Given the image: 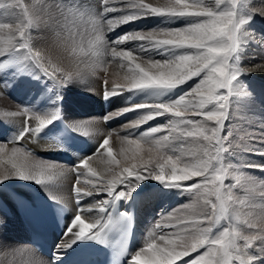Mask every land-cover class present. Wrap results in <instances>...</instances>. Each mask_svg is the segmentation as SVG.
Listing matches in <instances>:
<instances>
[{"label": "snow or ice", "instance_id": "1", "mask_svg": "<svg viewBox=\"0 0 264 264\" xmlns=\"http://www.w3.org/2000/svg\"><path fill=\"white\" fill-rule=\"evenodd\" d=\"M224 2L121 0L117 4L115 0H96L88 21L92 30L90 50L93 60L91 63L76 61L75 71L46 64L45 56L53 51L73 56L74 50H69L68 44L74 33L66 24L79 11L76 0H54L52 5H44L41 0L38 6H24L27 24L17 27L12 36L14 43L0 47V56L26 49L28 54L24 59L32 62L30 75L33 80H42L48 86L47 91L55 93L58 99L61 98L60 89L74 80L83 79L85 73L95 74L98 65L105 73V100L125 92L145 98L140 103L118 110L119 114L137 112L138 119L130 121L128 126L140 129L150 121L166 118L162 123L119 137L121 146L118 155H114L109 146L111 132L99 142L95 154L106 155L107 163L115 166L107 170L110 178L89 165L92 156L82 157L77 165L72 166V171L76 173L73 192L77 209L64 233L65 238L74 237L70 243L63 245L66 249L78 241L100 245L108 243L109 233L118 223L113 222V210L118 202H127L141 183L152 180L191 197V205L178 206L189 207L191 212L186 215H174L177 209L162 212L155 222V230H150L151 238L131 256L129 264H178L181 261L182 264H233L234 261L254 264L257 257L250 250L260 247L264 251V212L259 215L246 213L247 218L243 221L237 215L233 222L234 206L239 201L234 189L254 193L257 182L251 179V173L232 170L225 154H233L236 145L230 137L236 133L231 130V125H227V132L224 131L235 102L233 98L240 96L239 89L247 87L241 80L245 75V66L241 63L245 58V49L252 42L264 45V35L257 40L248 27L255 15L242 13L237 0H227L230 7L221 8ZM45 9H55L64 22L55 15L51 16V44L45 49H34L29 45L31 34L26 29L44 22L41 14ZM113 13L118 15H109ZM259 14L264 16V10ZM150 18H163L164 24L147 29L132 28L114 37L108 35L124 25ZM180 19L185 21L182 25L171 26L173 21ZM3 27L8 28L9 25L4 24ZM113 63L122 71L117 74L119 79L113 81L109 88L107 66ZM253 67L260 68L259 65ZM3 68L4 64H0V70ZM21 74L19 70L11 73L13 79ZM8 87L9 82H5L0 87V95H6L4 89ZM244 97L250 99L252 93L245 91ZM8 115L31 116L37 122V127L32 128L25 119L17 139L31 133L39 136L50 124L61 119L58 107L48 114L22 106L20 112ZM112 115L105 114L102 119L107 122ZM202 121L211 122V125ZM68 127L83 136H90L93 131L89 122H72ZM239 135L241 138L249 136L247 147L239 145L242 151L264 156V132L259 136ZM187 141L206 142L204 156L207 159L195 153L187 158L183 153L178 154L177 146ZM211 150H214V155ZM4 151L0 148V152ZM11 154L13 158L19 156L21 159L19 162L13 160L11 171L0 175V184L15 179L46 186L52 180L55 167L52 162L42 163V158L32 160L30 157L34 154L24 148L12 147ZM240 167L264 171V164L244 163ZM80 169L87 171L81 173ZM229 176L234 178V184L225 183ZM81 181L83 187L80 186ZM190 181L192 183H188ZM101 193H106L110 199L96 201V208L107 219L101 217L85 222L83 213L85 210L92 211V206L85 209L81 201ZM260 195L264 196V190ZM255 206L254 202L249 205L250 208ZM119 216L127 218L126 213ZM169 218L174 222H170ZM225 221L227 226L222 223ZM245 228L253 231H245ZM257 240L261 241L259 245ZM201 249H205L202 254ZM194 253L197 255L193 256ZM58 259L59 252L51 261L39 264H56Z\"/></svg>", "mask_w": 264, "mask_h": 264}, {"label": "bare ground", "instance_id": "2", "mask_svg": "<svg viewBox=\"0 0 264 264\" xmlns=\"http://www.w3.org/2000/svg\"><path fill=\"white\" fill-rule=\"evenodd\" d=\"M115 2L119 4L121 0H115ZM151 2L160 3L161 0H151ZM210 2L214 4V0H210ZM20 3L23 9L25 5L38 6L41 4V2L37 0H20ZM42 3L44 5H52L54 3V0H46ZM76 3H78V5L80 6L78 11L80 18H82V21L90 29L92 34L91 26L88 21L89 14L92 12L96 4V0H76ZM237 3L238 8L242 13H251L255 15V19L248 27L252 32L255 33L257 40H259L260 36L264 35V16L259 14L261 10H264V0H237ZM227 7H230V4L227 2V0H225V2L221 4V8ZM23 12V10L22 12L13 10L11 11V14L7 15L5 17L6 19L2 21L0 32V47H7L9 42L14 43L15 41L12 40V36L17 27L27 24L24 22L25 20L21 15L24 14ZM53 15H55L57 19L61 20V22H64L63 18L59 16L55 9H45L41 14V18L44 22L38 23L30 29H26L31 34V39L29 41L30 47H33L34 49H45L49 47L53 35L52 22L50 17ZM109 15H118V13ZM184 22L185 21L183 19L176 20L171 23V26H180ZM4 24H8L9 27L4 28ZM163 24V18H150L147 20L138 21L135 24L124 25L122 28L116 29V31H119V33H121L132 28L147 29ZM66 26L71 30V32L74 33V36L68 44L69 50H74L73 56H69L67 52L57 53L53 51L50 54H46L45 63H51L52 66L59 65L66 71H75L76 61L84 60L91 63L93 57L91 55L90 45L86 46V44H84L83 42L84 38L82 36L84 35L80 27L76 26L75 23L72 22L71 24H68L67 22ZM115 32L108 33V35L112 36ZM16 39H19L18 33H16ZM125 46L127 47L131 45ZM27 54L28 53L26 49H21L19 52H6L3 56H0V64H4V68L0 70V76L3 78L4 82L2 80L1 81L3 83L9 82V84L11 85L9 92H7L6 95H0V148L5 149L4 152H0V175H2L5 171H11V163L13 162V160L19 162L21 159V157L19 156L15 158L12 157V147L24 148L26 150L28 148H34L36 150L46 152H60L61 150L60 148H57L55 143L52 141V136L55 132L52 124L44 129V131L42 132V136H37L36 133H31L23 139H17V133L23 127L25 119L28 120L32 128L37 127V122L32 119L31 116L25 117L24 115H8V113L20 112L22 110V106H24L23 104H25L28 99L34 100L36 104L42 108L45 107V103H47L48 101L56 100V106L59 108V110L65 113L69 123L81 121L89 122L93 126V131L90 136H86L88 138V144L86 145V147L83 150H79L74 153V160L70 165L53 163L55 165L53 178L46 186L36 185L34 182H24L10 179L4 184H0V194L6 195L8 188H11L20 193H25L27 192L29 187L35 186L46 196L66 203L72 210V213L70 215L71 217L76 213L77 209L74 206V202L76 203V200L73 192V185L75 184L76 175H74L75 172L72 171V166L77 165L82 157L92 156V159L89 160V165L94 169L100 171L106 178H110V172H108L107 170L109 168H114L115 166L109 165L107 163L108 158L106 155L95 154L99 142H102V140L108 136V133L111 132L112 135L109 138V146L114 150V155H118V151L121 146L119 137L127 135L131 132H136L138 130L142 131L144 128H148L150 125L156 123H162L166 118H160L158 121H150L148 122V124L142 125L140 129L131 128L130 126H128L129 122L138 119L137 112L119 114V111H116V109L120 110L126 106L140 103L145 98L143 96H132V94L125 92L122 95L109 98L113 101V106L107 114L111 113L113 115L108 120L110 121V124L107 128L105 126V121L102 119L105 114L103 113L101 104V99L103 98L104 93L103 79L101 78V76L105 73L99 68L98 65L95 68V74L85 73L83 79L74 80L67 87L60 89L59 95L61 98L58 99L56 98L55 93H49L47 91L48 86L42 80H33L32 76L30 75V73L33 71L32 62L24 59ZM244 57L245 58L241 61V63L245 66V75L241 77V80L247 87L246 89H239L238 91L240 93V96L234 97L233 99H239V101H241V103L246 107L242 115L238 117V120L240 121L239 128L241 133H248L250 135L259 136L261 132H264V126H262L264 125V70H260V68H264V45L258 44L257 42L250 43L245 49ZM253 65H259L260 68L253 67ZM107 69L108 87L110 88L113 81L119 79V76L117 74L122 70L115 63L109 64L107 66ZM18 70L21 71L22 74L13 79L11 73ZM5 73H7V75H5ZM21 77H23L22 80ZM1 81L0 87H2ZM89 89L92 90L90 91ZM63 90L67 91L69 94L65 99L64 95L62 94ZM245 91H249L252 93V97L250 99L244 97ZM98 103L101 104V109H99L98 106H95ZM92 111H95L98 114V116H96V118H99L98 120L90 117L86 118V113L90 112L91 114ZM190 118L194 119V117ZM248 142L249 136L244 135L241 145L247 147ZM254 142L255 141H253V143ZM185 143L189 147H184L181 150L178 147L177 153H183L187 158L190 154H192L191 151L194 148V142L187 141ZM101 152H103V150H101ZM245 158L246 156H243V159ZM30 159L38 160L34 156H31ZM40 162L44 163V161L41 160ZM234 169H238L237 166H235ZM86 171V169H80L81 173H86ZM188 183H192V181ZM80 186H84L83 181H81ZM157 189L163 190V192H161V198L158 195ZM119 190L120 189L118 188L117 191ZM169 191H173V194L176 196L175 199H177L178 196L181 195L179 191L166 188L156 181L145 180L132 193V197L130 200H128L127 202L120 201L118 203L120 204L121 210L128 211L130 201L133 198L139 197L141 198V207L150 205V203L155 200L154 206L160 204L159 206L163 209L164 207H169L172 203L171 199L167 195L169 194ZM104 199H110L109 197H107L106 193H101L100 195H94L92 197H85L81 201L85 209H87L88 206H92V211L85 210L83 213L85 222H92V220L101 217L105 220L107 219V216L99 213L96 208V201ZM254 203L256 205V208H250L249 206H247V208L243 210V212L241 213L242 221L247 218L246 213L252 212L256 215H259L261 212H264L263 209H261V206L258 205L260 204L259 202ZM149 207L147 209L150 210H145V215L148 216V218L156 214V212L151 210V208ZM255 210L259 211L254 212ZM159 212L157 211L158 215H156L160 218V214L162 212ZM141 215L142 212L138 210L135 236L133 239L132 247L130 249L127 264H129L131 256L134 255L136 251L140 250L145 245L147 240L151 238L150 230H155L154 225L143 226L140 224L139 219ZM4 221H11V223L13 224L11 226L12 228L10 227L11 229H9L10 231L8 230V233H10L8 237L13 241H8L6 239L0 241V264H39V262L41 261H51L53 259L39 255L29 245L24 243V239H26L25 231L21 222L19 221V218H17L15 214L8 217L0 212V223ZM68 221L70 223L71 220L68 219ZM222 223L224 224V226H227L226 221ZM245 231L253 230L245 228ZM16 232L18 235L17 237L12 235ZM0 234L4 235L6 233H4V230H0ZM72 239H74V237L72 236L66 238L65 236L56 237L57 246H61H56L55 250L58 251L59 248L66 249L65 247H63V245L70 243ZM259 241L260 240L256 241L257 245L259 244ZM79 242L81 241H78L67 249L71 250L72 247L77 245ZM203 250L204 249H202V251ZM253 250L256 251H254L255 255L259 257L257 259L263 258L264 260V251H262L260 247H255ZM178 264H182V261L178 262ZM233 264H239V261H234Z\"/></svg>", "mask_w": 264, "mask_h": 264}, {"label": "rangeland", "instance_id": "3", "mask_svg": "<svg viewBox=\"0 0 264 264\" xmlns=\"http://www.w3.org/2000/svg\"><path fill=\"white\" fill-rule=\"evenodd\" d=\"M37 1H40L41 0H37ZM46 1V0H44ZM42 0V2H44ZM49 1V0H48ZM20 4V5H19ZM18 11V12H22L23 8L21 7V3H20V0H0V32H1V26H2V21L5 20L6 16L7 15H10L11 14V11ZM7 11V12H5ZM7 13V14H6ZM24 13V12H23ZM6 14V15H5ZM23 19L25 20L24 22L27 23V20L26 18H24V14H21ZM4 16V17H3ZM3 17V19H2ZM72 23H75L76 26H79L81 31L83 32V35L82 36L84 39H83V42L84 44H86V46H89L90 45V39L92 37V34H91V31L90 29L85 25V23L82 21V18H80L78 12L75 16L74 19H71L68 24H71ZM105 76L102 75L101 78L103 79ZM1 77V76H0ZM3 82V78L1 77L0 78ZM23 79V77H21V80ZM1 81V82H2ZM1 83V85H3L4 83ZM10 84H9V87L7 88L8 90L5 89L4 92H9V89H10ZM68 86V85H67ZM66 86V87H67ZM65 93L67 94V92L65 91ZM91 100V99H90ZM234 104L231 108V111H230V119L228 121H226V127H225V132L228 131V128H227V125H231V130L236 133L234 134L232 137H230V139L234 142V145H236V147H234V150H233V154L232 155H226V158H227V162H230L231 164V167H232V170L233 171H243V172H246V173H251V179L255 180L257 182V186H256V190L254 193H249V192H246L245 190L241 189V188H236L234 189V192L236 194L239 195V201L237 202V204L234 206L235 207V212L233 213V217H234V220L233 222L235 223V217L238 215L239 216V219L240 221H242V217H241V213L243 212L244 209L247 208V204H250L252 202H259L261 206V209H263L264 211V196H261L260 195V192L261 190H264V171H260L259 169H248V168H243V167H240L241 165H243L244 163H255V164H264V156H261V155H258V154H251V153H248V152H245V151H242L241 148L239 147V145H241L242 143V138L240 137V124H239V120H238V117L242 115V113L244 112V109H246L245 105H243L241 103V101L238 100H234ZM93 103V101H92ZM33 104H35V102H30L28 101L27 102V106L25 107H31ZM54 103H49L46 108H39L36 109L37 107H34L33 110L35 111H38L40 113H44V112H47L49 114V112H52V110L54 109ZM97 106V105H95ZM245 107V108H244ZM114 108V107H113ZM90 111V110H89ZM116 111H118L116 109ZM115 111V112H116ZM96 113H92L90 114V112H87L86 113V118L90 117V118H93L95 119ZM194 119H198V120H201L202 118L200 117H194ZM98 120V119H97ZM202 123H206V124H209L211 125V122H207V121H202ZM151 126V125H150ZM127 129V128H125ZM139 131V130H138ZM204 146H206V142L204 141H199V142H194V148L192 149L191 153H195L196 155L202 157V158H205L207 159V157L204 156ZM180 148L183 149L184 147L185 148H188L189 146L184 143L183 145H178L177 148ZM211 154L214 155L215 152L214 150H211ZM243 156H246L245 159H243ZM242 157V158H241ZM235 166H237L238 169H234ZM226 184H234L235 183V180L232 176H229L226 181H225ZM157 192H158V195L159 197L161 198V192H163L162 189H157ZM169 196V198L171 199V204L169 207H164L163 209L159 206L160 204L158 205H155V200L152 201V203L154 202L153 206L151 207V203H150V207L151 210H153L154 212H156V214L158 215L157 211L159 212H171L173 209H177V212L174 214V215H186V214H190L191 212V209L189 207H184V208H179L178 206L180 205H191L192 203V199L191 197H189L188 195H179L177 199L176 196L173 194V191H169V194H167ZM256 208V207H255ZM147 210H150V209H147ZM256 211H259V210H255L254 212ZM159 212V213H160ZM154 214L152 217H145L143 216V214L141 215L140 219H139V222L141 225L143 226H146V225H155V222L157 221V219H159V217H157V215ZM170 222H174L173 220H171V218H169ZM10 224V225H9ZM13 224L8 221H4L2 223H0V230L3 231L4 230V235L0 234V241L1 240H10V241H13L11 240L8 235H10V233H8V230L11 229ZM241 227H244L243 224L240 225ZM5 227V228H4ZM11 227V228H10ZM10 231V230H9ZM158 231V230H157ZM165 231H167V229H165ZM14 236H18L17 235V232L12 234ZM2 236V238H1ZM261 243V241H259V244ZM258 244V245H259ZM205 250V249H204ZM203 250V251H204ZM253 250V249H252ZM202 249L200 250V254L203 253ZM255 250H253L254 252ZM256 252V251H255ZM254 252V253H255ZM197 255V253H194V256ZM257 258H259L258 256H256ZM254 264H264V260L263 258L261 259H256V261L254 262Z\"/></svg>", "mask_w": 264, "mask_h": 264}]
</instances>
